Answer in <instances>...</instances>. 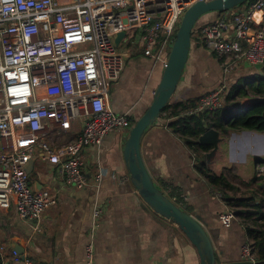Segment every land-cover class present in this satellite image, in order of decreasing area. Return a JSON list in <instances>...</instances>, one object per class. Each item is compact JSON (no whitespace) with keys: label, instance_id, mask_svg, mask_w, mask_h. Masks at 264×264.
<instances>
[{"label":"crops","instance_id":"obj_1","mask_svg":"<svg viewBox=\"0 0 264 264\" xmlns=\"http://www.w3.org/2000/svg\"><path fill=\"white\" fill-rule=\"evenodd\" d=\"M217 17L218 12L206 14L197 24ZM138 35L136 31L134 40ZM240 69L242 65L225 74L218 57L192 36L188 60L167 113L179 112L181 107L175 106L187 105L222 85L225 86L223 105L244 112V108L264 95L253 92L246 97L240 92L237 75ZM261 69L264 80V68ZM162 72L160 59L155 55L145 56L142 49L135 47L125 58L120 78L110 86L108 107L116 114H127L133 125L151 104ZM248 83L242 88L245 91ZM206 114L211 118L214 112ZM174 120L173 113L168 118L161 115L141 137L140 154L154 184L205 228L215 250L216 264H252L241 258L242 247L253 240V235L248 233V229L253 230L249 216L238 214L239 208L232 210L228 200L252 198L258 202L264 198L239 193L240 184L249 190L256 188V164L264 162V133L234 131L228 124L224 131L217 129L221 142L209 164L208 152L202 154L211 172L224 175L237 188L221 190L212 188L196 169L195 154L169 127ZM82 124V120H76L59 137L50 129L47 137L56 144L70 142L80 134ZM128 131L110 133L99 146L83 150L88 183L82 188L65 184L54 164L42 161L39 156L31 160L28 175L33 190H48L57 203L45 210L37 229L35 224L18 217L14 203L7 209L0 208V248L4 247L0 252L1 264H14L12 250L15 249L23 250L32 264H85L88 244L93 245L96 264H201L197 248L173 222L157 215L132 184L124 159ZM25 141H30V135L25 136ZM241 154L250 157L253 173L246 174L247 165L240 167L236 161H228L229 155ZM97 175L101 176L99 181ZM261 185L260 189L264 190ZM96 209L101 210L97 219ZM229 211L234 217L225 225L220 215Z\"/></svg>","mask_w":264,"mask_h":264},{"label":"built area","instance_id":"obj_2","mask_svg":"<svg viewBox=\"0 0 264 264\" xmlns=\"http://www.w3.org/2000/svg\"><path fill=\"white\" fill-rule=\"evenodd\" d=\"M201 1L213 0H0L1 209L14 203L18 217L37 229L45 210L57 203L48 190L30 185L26 166L36 156L54 164L65 184L87 185L83 150L132 125L127 114L108 107L110 86L120 78L125 58L140 48L164 68L183 15ZM192 36L218 57L225 74L243 63L262 65L264 0L218 12ZM224 91L222 85L187 104L182 114L216 112ZM76 120L83 124L74 140L56 144L48 139L50 129L59 137ZM100 214L96 209L94 218ZM233 217L232 211L220 215L225 225ZM85 256V264H96L92 244ZM12 257L14 264H32L15 250ZM241 258L257 262L253 240L244 244Z\"/></svg>","mask_w":264,"mask_h":264},{"label":"water","instance_id":"obj_3","mask_svg":"<svg viewBox=\"0 0 264 264\" xmlns=\"http://www.w3.org/2000/svg\"><path fill=\"white\" fill-rule=\"evenodd\" d=\"M248 1H201L191 6L185 12L168 54L167 64L163 68L160 82L154 92L153 100L144 114L129 128L124 148V159L127 164V170L131 176L132 184L139 191V195L157 215L173 222L183 232L191 244L197 248L201 264H216L215 250L211 239L196 217L176 205L154 184L140 154L141 137L150 126L156 123L165 107L169 105L177 89L188 60L192 33L200 18L209 13L234 9L246 4ZM124 36V32L116 36L115 44L117 46ZM263 67L264 63L256 66L257 69ZM220 142L219 132L212 127L207 128L198 137L200 145L211 147V150L206 155L207 160L216 154ZM31 163L32 161L30 160L26 166L27 172L32 165ZM261 186L264 187L263 185ZM15 251L23 255V250L19 251L15 249Z\"/></svg>","mask_w":264,"mask_h":264},{"label":"trees","instance_id":"obj_4","mask_svg":"<svg viewBox=\"0 0 264 264\" xmlns=\"http://www.w3.org/2000/svg\"><path fill=\"white\" fill-rule=\"evenodd\" d=\"M253 1L254 0H249L246 4L243 5H249ZM202 25L198 26V24H196L192 35H194ZM263 83L264 80H261V83L259 82V84L257 85L259 88H255L254 92L264 95ZM179 106L181 107V110L179 112H172L174 114L175 120L169 124V127L174 133L178 134L183 139L184 143L195 154L196 169L202 174L203 177H205L212 188L236 191L237 188L231 185L224 175H215L207 168L202 152H209V150H211V147L200 145L198 143V137L207 128L210 127L216 130L221 129L224 131V127L226 124H228L229 127L234 131L248 130L258 133H264V98L251 104V106L249 105L244 109V112H240L239 109L237 111H233L223 105L222 108L214 112L211 118L206 116L207 112H203L199 116H184L182 112L187 108V105L179 104L175 106V108ZM169 107L170 105H167L163 112H167L169 110ZM172 113H168L167 118ZM203 118H207L209 121H205ZM177 199L178 198H176V200ZM228 202V204L232 208H239V210H237L238 214L244 213L246 216H256L255 219L257 220L255 221V223L262 220L264 221V198H262L258 202L254 201L252 198L228 200ZM250 208L253 209V212L249 210ZM248 233L250 235H253L257 261L264 262V230L256 231L248 229Z\"/></svg>","mask_w":264,"mask_h":264},{"label":"rangeland","instance_id":"obj_5","mask_svg":"<svg viewBox=\"0 0 264 264\" xmlns=\"http://www.w3.org/2000/svg\"><path fill=\"white\" fill-rule=\"evenodd\" d=\"M172 44H173V41L171 42V44L169 45L168 49H167V53L169 54L170 53V50H171V47H172ZM244 73V74H241ZM237 75L239 77V89H240V92L241 93H245L244 96H249L250 93H253L255 88H259L257 85V83L262 79V69H257L255 66H245V64H242V69H240L239 71H237ZM249 81L248 83V90H244L242 89L243 86L245 85V83ZM215 156V155H214ZM213 156V157H214ZM212 157V158H213ZM248 156L244 155V154H241V155H229V160L228 161H236L240 167H244L247 165V172L246 174L249 175L250 173H253L254 171V167H253V162L250 160V157L247 158ZM231 159V160H230ZM248 161V163L246 162V164H244V161ZM210 163V159L208 160V164ZM262 170V172H261ZM261 178H264V162L263 163H258L256 164V183H254L255 187L253 190H249L248 188H246L247 186L246 185H241L240 184V195L241 196H250V194H257L258 196L261 195L264 196V190L260 189V185L263 184L264 185V182L263 183H260V179ZM264 181V180H263ZM252 192V193H251ZM232 210H235L234 208H231ZM251 212H253V209L250 208L249 209ZM256 216H249L248 220H249V223L251 225V228L253 230H256V231H262L264 230V221H258L257 223H254ZM251 220V221H250Z\"/></svg>","mask_w":264,"mask_h":264},{"label":"bare ground","instance_id":"obj_6","mask_svg":"<svg viewBox=\"0 0 264 264\" xmlns=\"http://www.w3.org/2000/svg\"><path fill=\"white\" fill-rule=\"evenodd\" d=\"M251 106V105H250ZM245 109V108H244Z\"/></svg>","mask_w":264,"mask_h":264}]
</instances>
